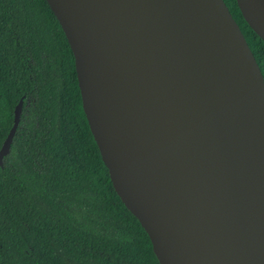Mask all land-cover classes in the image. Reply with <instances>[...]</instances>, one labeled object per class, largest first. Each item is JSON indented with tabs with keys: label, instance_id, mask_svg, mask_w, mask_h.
<instances>
[{
	"label": "water",
	"instance_id": "obj_1",
	"mask_svg": "<svg viewBox=\"0 0 264 264\" xmlns=\"http://www.w3.org/2000/svg\"><path fill=\"white\" fill-rule=\"evenodd\" d=\"M47 1L114 187L160 264H264V75L225 0ZM237 3L264 40V0Z\"/></svg>",
	"mask_w": 264,
	"mask_h": 264
},
{
	"label": "trees",
	"instance_id": "obj_2",
	"mask_svg": "<svg viewBox=\"0 0 264 264\" xmlns=\"http://www.w3.org/2000/svg\"><path fill=\"white\" fill-rule=\"evenodd\" d=\"M264 75V40L225 0ZM0 264H160L91 131L76 58L47 0H0Z\"/></svg>",
	"mask_w": 264,
	"mask_h": 264
}]
</instances>
